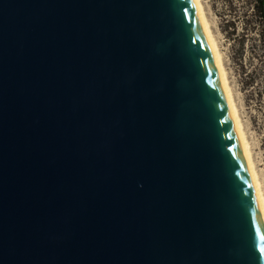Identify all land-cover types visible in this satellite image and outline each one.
Listing matches in <instances>:
<instances>
[{
    "label": "water",
    "instance_id": "95a60500",
    "mask_svg": "<svg viewBox=\"0 0 264 264\" xmlns=\"http://www.w3.org/2000/svg\"><path fill=\"white\" fill-rule=\"evenodd\" d=\"M0 264H264L193 0H0Z\"/></svg>",
    "mask_w": 264,
    "mask_h": 264
},
{
    "label": "rangeland",
    "instance_id": "374dc122",
    "mask_svg": "<svg viewBox=\"0 0 264 264\" xmlns=\"http://www.w3.org/2000/svg\"><path fill=\"white\" fill-rule=\"evenodd\" d=\"M264 196V23L256 0H200Z\"/></svg>",
    "mask_w": 264,
    "mask_h": 264
},
{
    "label": "bare ground",
    "instance_id": "6f19581e",
    "mask_svg": "<svg viewBox=\"0 0 264 264\" xmlns=\"http://www.w3.org/2000/svg\"><path fill=\"white\" fill-rule=\"evenodd\" d=\"M196 11H197V15L199 17L202 29L204 31L205 37L207 39V42L209 44L212 56H213V60L219 75V79L221 82V86L225 95V99L227 102V106L235 127V131L241 146V150L249 171V175L251 178V182L254 188V192L257 198V202L259 205V209H260V213L262 216V220L264 223V196L261 190V186H260V182L258 179V175H257V171H256V167L255 164L253 162L252 156H251V151H250V146L249 143L247 142L243 127H242V123L241 120L239 118L238 115V111L232 96V92H231V88L229 86L228 80H227V76H226V72L222 63V59H221V55L219 52V49L217 47V44L215 42V39L212 35V32L210 30L209 27V23L205 17L202 5L200 0H193Z\"/></svg>",
    "mask_w": 264,
    "mask_h": 264
},
{
    "label": "trees",
    "instance_id": "16d2710c",
    "mask_svg": "<svg viewBox=\"0 0 264 264\" xmlns=\"http://www.w3.org/2000/svg\"><path fill=\"white\" fill-rule=\"evenodd\" d=\"M256 3H257V8H258V12H259V15L264 23V18H263V11H262V7H261V4H260V1L259 0H256Z\"/></svg>",
    "mask_w": 264,
    "mask_h": 264
},
{
    "label": "crops",
    "instance_id": "0c3cea01",
    "mask_svg": "<svg viewBox=\"0 0 264 264\" xmlns=\"http://www.w3.org/2000/svg\"><path fill=\"white\" fill-rule=\"evenodd\" d=\"M261 7H262V11H263V18H264V0H259Z\"/></svg>",
    "mask_w": 264,
    "mask_h": 264
}]
</instances>
